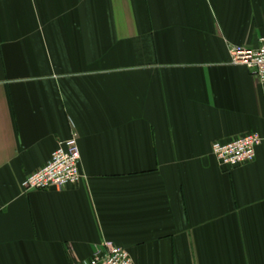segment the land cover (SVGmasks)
Returning a JSON list of instances; mask_svg holds the SVG:
<instances>
[{
	"label": "crops",
	"instance_id": "0c3cea01",
	"mask_svg": "<svg viewBox=\"0 0 264 264\" xmlns=\"http://www.w3.org/2000/svg\"><path fill=\"white\" fill-rule=\"evenodd\" d=\"M263 34L264 0H0V264H264V85L229 55ZM73 134L82 181L22 191Z\"/></svg>",
	"mask_w": 264,
	"mask_h": 264
},
{
	"label": "built area",
	"instance_id": "2783aa9c",
	"mask_svg": "<svg viewBox=\"0 0 264 264\" xmlns=\"http://www.w3.org/2000/svg\"><path fill=\"white\" fill-rule=\"evenodd\" d=\"M230 65L246 67L250 75L264 85V34L258 39L256 49L231 47ZM262 137L248 133L228 143H212V156L217 163L229 170L247 166L255 160L256 149L261 145ZM80 152L78 138L73 134L61 142L52 152L47 164L22 181V191H46L51 188L62 190L76 186L82 181L80 171ZM76 264H134L128 252L110 243L96 249L88 260Z\"/></svg>",
	"mask_w": 264,
	"mask_h": 264
}]
</instances>
